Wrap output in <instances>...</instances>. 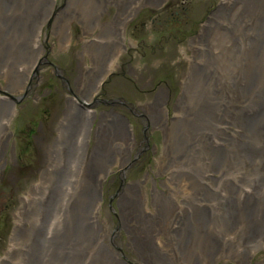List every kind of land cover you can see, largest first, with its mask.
Wrapping results in <instances>:
<instances>
[{"label": "bare ground", "instance_id": "obj_1", "mask_svg": "<svg viewBox=\"0 0 264 264\" xmlns=\"http://www.w3.org/2000/svg\"><path fill=\"white\" fill-rule=\"evenodd\" d=\"M41 1L44 0H0V5L7 16L11 8L33 9ZM161 1L116 0L113 2L116 13L110 22L99 23L100 26L96 23L89 33L83 28L89 36L95 29L103 36L100 41L82 39L84 45H92V48L85 50L84 47L83 50L90 65L82 68L77 77V96L67 100L55 138L46 149L44 166L28 191L20 197L0 264H129L120 250L116 234L98 216L99 175L109 171L112 158L121 168L124 167L126 156L123 155L133 147L134 139L127 120L115 111L101 113L92 131L90 124L95 113L90 109V103L105 75L116 65L119 53L125 49L123 26L127 18L144 3L158 4ZM230 16H233L231 20ZM33 17L24 18L29 21L25 27L31 31L30 34L24 30L25 34H30L25 41H29L30 50L38 51L33 66L17 67L15 61L0 66V77L7 84L13 76L24 75L22 84L27 86L32 69L40 60L41 25L40 22L37 25L38 21L32 25ZM255 27H259L258 39L264 44V0H222L190 42L189 66L182 76V91L177 104L183 107L191 77L199 76L202 82L201 108L207 117L214 115L217 122L213 132L208 129L199 135L208 148L194 145L173 150L168 144L164 146L166 162L158 167L157 172L166 174L173 186L167 193L155 191L153 213L144 209L138 182L127 184L122 190L117 228L126 231L128 247L144 264H178L172 257L171 230L180 213L189 212L192 216L187 236L194 230L198 232L195 250L203 257L199 264H213L221 258L242 264L258 245H264V227L256 226L260 229L249 232L244 230L247 224L251 230L253 222L264 223V69H254L250 74V67L243 63L239 67L241 80L246 82L249 78L251 81L253 75L263 73L262 85L254 88L248 82L247 86L239 85L234 90L227 76L223 74L222 80L216 79L207 71L206 64L215 54L213 47L217 49L220 45L207 44L212 30H215L216 39L224 41V50H236L241 58L249 59L251 47L238 41L252 38ZM62 28L64 36L60 31ZM54 33L58 46L63 47L68 41L66 25L54 27ZM162 100V95L158 94L146 106L149 123L165 124ZM13 111L9 98L0 96V164L10 137L7 127ZM216 129L219 134H215ZM91 140L92 148L89 146ZM208 181L215 183L209 186ZM162 187L167 189L168 184L164 182ZM251 192L260 193V204L250 213L253 219L230 202ZM177 194L182 197V206L175 201ZM223 200L230 203L224 206L221 204ZM175 206L182 207L180 213ZM219 208L225 209L230 220L239 221L240 227L229 223L236 228L235 231L231 234L224 231L216 244L215 238L210 236L211 241H208L204 237V220L199 211L208 210L213 223L217 220ZM214 225L211 228L215 232ZM160 234L165 237L162 244L157 240ZM189 264L195 262L192 260Z\"/></svg>", "mask_w": 264, "mask_h": 264}, {"label": "rangeland", "instance_id": "obj_2", "mask_svg": "<svg viewBox=\"0 0 264 264\" xmlns=\"http://www.w3.org/2000/svg\"><path fill=\"white\" fill-rule=\"evenodd\" d=\"M115 1L44 0L33 9L11 8L7 16L0 5V66L15 61L17 67H32L38 51L30 50L29 41H25L31 31L25 27L26 23L29 25V21L26 22L24 18L34 16L31 24L38 21L37 25L39 22L41 25L40 60L35 63L27 86L25 84L23 87L22 84L24 75L17 78L13 76L9 84L0 77V96L8 97L14 109L7 127L10 137L0 164V256L13 229V214L20 204V197L28 191L44 166L46 149L55 138L67 100L77 96V77L82 68L90 65V59L83 50L84 47L85 50L92 48V45H84L82 39L101 40L103 34L98 29L90 36L88 33L96 23L104 24L113 19L116 13ZM221 2L222 0H162L158 4L144 3L137 7L123 26L125 49L119 53L116 65L105 75L90 103V109L95 113L90 124L92 131L99 122L101 113L115 111L127 120L134 139L133 147L123 155L126 156L124 167L121 168L112 158L109 171L99 175L101 198L98 216L116 234L120 250L129 264L144 263L128 247L126 231L117 228L122 190L127 184L138 182L144 209L153 213L155 191L167 193L173 186L172 180L166 179V174L157 172L158 167L166 162L164 146L168 144L173 150L194 145L208 148L206 141L199 135L204 130L214 131L217 122L215 116L207 117L201 108L202 82L199 76L191 77V84L184 94L183 107H179L177 101L182 91V76L189 66L190 42ZM232 18L230 16L229 20ZM63 25H66L68 41L63 47H59L54 27ZM25 29L30 34H25ZM60 31L64 36L63 28ZM259 33V27H255L252 38L238 41L245 47L250 46L252 50L251 57L243 59L236 50H224V41L216 39L215 30H212L207 44L220 45L217 49L213 47L215 54L206 63L207 71L216 79L218 77L222 80L223 74L227 76L228 83L232 84L234 90L239 85L247 86L248 82L250 87H260L263 73L253 75L252 80L249 81L248 78L246 82L241 80L239 74V67L243 63L250 67V74L254 69H264V44L258 39ZM158 94L163 97L161 105L165 108V124L149 123L145 112L146 106ZM215 134H219L218 129ZM89 146L92 148V140ZM164 182L168 184L167 189L162 187ZM213 183L215 182L208 181L207 185L212 186ZM259 194L251 192L230 202L231 205H236L237 210L246 211L253 219L254 216L250 213L260 204ZM181 200L182 197L177 194L175 201L178 206H182ZM230 202L223 200L221 204L226 206ZM181 208L175 206L179 213ZM199 214L204 220V237L208 241H211L210 236L215 238L216 244L224 231L228 230L230 234L235 231L236 228L229 223H236L240 227L239 221L229 219L224 208H219L217 220L213 223L214 219L208 210H200ZM189 215V212L180 213L179 220L172 224L175 226L171 230L172 257L178 264H189L192 260L199 264L203 258L195 250L198 232L194 230L187 236L192 218ZM253 223L251 230H248L249 224L244 230L249 232L260 229L256 226L264 227L263 222ZM213 224L215 232L211 228ZM157 240L160 244L165 242L164 235L160 234ZM213 264L234 263L229 258H221L216 259ZM242 264H264V245H258Z\"/></svg>", "mask_w": 264, "mask_h": 264}]
</instances>
